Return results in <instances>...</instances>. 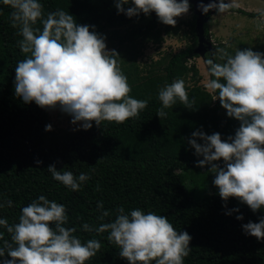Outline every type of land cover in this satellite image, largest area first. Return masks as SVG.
<instances>
[{
    "label": "trees",
    "instance_id": "trees-1",
    "mask_svg": "<svg viewBox=\"0 0 264 264\" xmlns=\"http://www.w3.org/2000/svg\"><path fill=\"white\" fill-rule=\"evenodd\" d=\"M39 2L45 17L62 9L73 15L78 24L94 26L97 33L106 37L107 47L119 54L118 63L125 47L146 38L161 24L155 12L131 18L118 13L115 0ZM130 6L131 3L124 5ZM228 11L254 14L236 6ZM11 12L0 0V204L3 205L0 218L7 219L10 225L18 223L21 209L43 195L65 205L69 217L65 226L75 227L74 234L82 242L89 239L101 242L100 251L86 264H129L119 256L117 246L107 240L108 232H85L82 225L98 227L113 221L119 207L126 213L138 208L145 213L167 216L178 232L186 231L192 237L191 251L184 258V264H264V240L246 235L242 227L249 221L259 222L264 217V208L253 213L237 198H229L225 207L218 189L198 198L187 186L191 181L194 187L201 184L211 187L208 182L214 175L209 172L210 166H196L203 157L197 156L188 143L191 134L198 130L207 135L218 132L227 140L239 128V121L228 117L219 99H215L216 93L200 84L196 65L188 64L198 55L195 13L189 21L193 41L165 57L164 65L146 69L147 73L140 75L136 73L140 67L135 62L120 67L131 85L130 95L148 101L137 118L123 124L104 121L97 126L93 122L88 130L79 127L52 139L45 130L50 124L47 110L35 102L25 104L14 92L15 67L29 54L18 47L22 36L18 34V27H12ZM34 27L42 29V24L38 21ZM205 31L207 36L209 23L205 24ZM238 48L264 53V48L245 43L237 47L220 43L208 47L205 59L224 63L223 52L234 55ZM190 72L193 83L185 87L190 101H194L193 109L178 101L173 108L164 109L167 116L160 119L156 115L162 107L159 90L176 79H184ZM210 78L215 79L212 75ZM197 142L203 143L199 139ZM37 160L42 163L37 165ZM217 163L223 166V161ZM50 165H55L58 171H71L77 177L84 173L90 179L82 184L80 191H72L53 179L47 171ZM9 200L11 206H8ZM98 202H103V210L110 212L104 220L98 219L101 214ZM235 208L239 212L226 214ZM241 214L243 220L236 219ZM0 232L4 233L5 240H10L6 229L0 227Z\"/></svg>",
    "mask_w": 264,
    "mask_h": 264
},
{
    "label": "clouds",
    "instance_id": "clouds-1",
    "mask_svg": "<svg viewBox=\"0 0 264 264\" xmlns=\"http://www.w3.org/2000/svg\"><path fill=\"white\" fill-rule=\"evenodd\" d=\"M2 3L12 9V27H18L22 36L18 47L29 54L15 67L14 92L25 104L59 108L71 116L72 124L79 123L84 130L90 129L93 122L97 126L104 121L123 124L146 109L147 100L130 95L132 88L119 67V54L107 49L106 37L94 26L78 24L62 9L45 17L39 0ZM129 3L132 6L125 8ZM235 6L232 0H213L200 8L205 14L213 9L222 14ZM115 7L129 18L155 12L161 23L175 26L176 18L187 14L191 5L189 0H115ZM260 15L264 17V11ZM38 21L42 29L34 27ZM221 60L225 62L207 59L215 79L206 87L216 93L215 99H219L227 116L239 121V128L227 140L218 132L207 135L194 131L188 143L197 156L203 157L196 166H210L209 172L215 176L213 185L225 201L224 206L229 198H237L256 213L264 208V53L238 48L234 55L223 52ZM158 99L162 107L156 115L160 119L167 116L164 109L173 108L178 101L188 109L194 105L183 79L161 88ZM45 130L51 131L52 125H46ZM41 163L36 161L37 165ZM47 171L72 191H80L90 179L84 173L77 177L71 171H58L55 165ZM11 204L9 200L8 206ZM97 207L101 210L98 219L110 215L103 210V202H98ZM232 212H239V208L226 214ZM21 213L19 222L11 225L0 218V227L10 234V240H5L0 232V264H86L102 247L96 239L82 242L74 234L75 227L65 226L69 219L65 205L43 195L23 207ZM236 219L243 220V215ZM82 227L85 232H108L107 240L117 246L119 256L129 264H184L191 251L192 237L186 231L178 232L165 215L138 208L126 213L119 207L113 221L98 227L84 223ZM242 227L246 235L264 240V217Z\"/></svg>",
    "mask_w": 264,
    "mask_h": 264
},
{
    "label": "rangeland",
    "instance_id": "rangeland-1",
    "mask_svg": "<svg viewBox=\"0 0 264 264\" xmlns=\"http://www.w3.org/2000/svg\"><path fill=\"white\" fill-rule=\"evenodd\" d=\"M230 2V0H226ZM232 2L247 13H254L252 16L237 11H226L225 13H214L210 15L208 40L212 45L223 43L227 46L237 47L240 43L249 46L264 48V17L260 15L264 11V0H232ZM194 14V9L189 10L185 15L177 17L175 26L160 24L159 28L146 38L138 41L123 49V57L119 62V67H124L135 62L140 69L136 71L138 75L147 73L146 69L152 67H161L167 59L165 57L177 53L193 41V35L189 26V21ZM109 51L112 48L107 47ZM126 54V55H124ZM189 60V65L195 64L198 69L199 82L206 89V84L210 81L209 65L206 63L205 56L197 53ZM192 72L184 77L185 84L193 83ZM131 81V80H130ZM210 90V89H208ZM211 91V90H210ZM50 118L52 130L49 131L50 138H59L60 136L72 132L81 127L79 123L72 124L71 116L63 113L59 108L46 109ZM201 184L194 187L192 182H188V188L195 197H207L218 188L213 185Z\"/></svg>",
    "mask_w": 264,
    "mask_h": 264
},
{
    "label": "water",
    "instance_id": "water-1",
    "mask_svg": "<svg viewBox=\"0 0 264 264\" xmlns=\"http://www.w3.org/2000/svg\"><path fill=\"white\" fill-rule=\"evenodd\" d=\"M211 2H213V0H189V3L193 5L194 13L197 16L196 32L199 38V45L196 48V53L202 54L203 56H205L208 47L212 48V43L206 36L205 24L209 22L210 15L214 14L216 10H210L205 14L201 10L200 5H207ZM216 2H218V0H216Z\"/></svg>",
    "mask_w": 264,
    "mask_h": 264
}]
</instances>
